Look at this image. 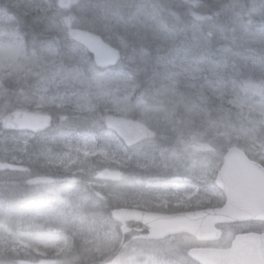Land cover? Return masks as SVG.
Wrapping results in <instances>:
<instances>
[{
	"label": "clouds",
	"instance_id": "9594fccd",
	"mask_svg": "<svg viewBox=\"0 0 264 264\" xmlns=\"http://www.w3.org/2000/svg\"><path fill=\"white\" fill-rule=\"evenodd\" d=\"M235 7L243 27L217 50L231 54L234 68H259L252 82L259 103L241 108L226 94L220 97L225 108L212 117L200 103L178 96L174 83L158 81L162 55L180 47L196 58L202 50L211 54L213 33L202 34L195 44L182 38L161 15L167 5L153 6L154 23L144 30L125 19L120 0H45L40 11L50 35L42 39L34 21L26 22L29 13L13 7L12 0H0V125L7 128L22 109L52 107L51 93L64 88L92 106L97 122L119 107L121 115L141 124L142 141L154 143L166 132L176 137L163 169L135 165L99 187L86 177L83 190L53 197L33 190L30 182L0 184V264H197L194 249L227 248L245 228L264 232V11L253 20L244 4ZM213 16L219 13L203 18ZM73 31L109 42L117 64L131 65L120 69L124 79L102 77L101 69L73 54L82 47L71 38ZM162 31H168L164 51L153 56L150 45ZM130 48L134 55H128ZM125 84H135V91L130 94ZM233 152L253 165L260 182L251 205L227 197V177L218 161ZM124 210L129 214L122 217ZM51 239L59 245L67 241V247L61 252L45 247ZM249 264H264V251L252 254Z\"/></svg>",
	"mask_w": 264,
	"mask_h": 264
},
{
	"label": "rangeland",
	"instance_id": "374dc122",
	"mask_svg": "<svg viewBox=\"0 0 264 264\" xmlns=\"http://www.w3.org/2000/svg\"><path fill=\"white\" fill-rule=\"evenodd\" d=\"M44 3L45 0H12L13 7H21L35 20V25L39 26L37 33L42 34V39L50 35L44 33L48 23L40 11ZM151 3V0H133L128 4H122V14L134 28L150 30L154 23V9ZM225 15L229 18L231 13L225 12ZM67 23L70 24L71 21ZM228 25L227 31L223 24L215 27L219 42L229 43L233 35L240 33L241 29H237L236 23ZM180 36L187 37L182 33ZM221 37L226 39L222 40ZM167 38L168 31H162L157 35L150 45L153 56L163 53L162 42ZM187 38L195 44L193 39ZM155 43L161 47H155ZM72 51L82 62L95 67L92 57L88 58L89 54L84 47L74 48ZM205 56L201 52V56L196 58L184 47L177 48L170 55H162L158 81L166 85L174 83L178 96L183 97L186 103H200L212 117L225 108L220 97L226 94H233L241 108L252 109L259 103L257 93L252 89L253 80L249 77L241 78L242 73L245 75L248 71L258 74V67L234 68L230 60L231 54L222 50L215 59ZM117 65L111 69H101L99 75L112 80H123L124 75L120 69L125 68V64ZM125 87L131 94L135 91L136 85L125 84ZM50 100L52 107H32L29 110L51 114L54 120L50 131L34 135L28 131L5 130L0 125V184L30 182L32 188L43 189L47 185H33L32 179L53 175L56 188L50 185L48 190H51L53 197H57L59 192L61 196L73 190H83L85 188L83 180L86 177L92 179L99 187L107 182L119 180L121 174L133 171L135 165L148 168L159 166L163 169L170 164L173 141L176 139L173 133L166 132L165 138L158 135L154 143L139 142L127 150L119 138L113 137L112 133L105 129L103 122H97L91 115L92 106L73 90L60 88L51 93ZM56 105L60 107L57 108ZM122 112L123 109L118 107L111 115L125 118L121 115ZM25 147L27 151L22 153ZM161 149L169 151L162 153ZM17 154H23L22 160H19ZM221 162L218 161V167ZM28 164L34 165V168L27 167ZM42 167H45L44 173L34 172ZM168 179L177 184L186 183L181 176H169ZM253 229L262 233L258 229ZM24 246L29 247L26 243ZM45 247L55 248L57 252H61L67 247V241L59 245L57 240L51 239ZM34 251L43 255L38 249Z\"/></svg>",
	"mask_w": 264,
	"mask_h": 264
},
{
	"label": "water",
	"instance_id": "95a60500",
	"mask_svg": "<svg viewBox=\"0 0 264 264\" xmlns=\"http://www.w3.org/2000/svg\"><path fill=\"white\" fill-rule=\"evenodd\" d=\"M74 41L82 45L92 56L97 67H109L116 64V53L106 42L84 31L70 33ZM107 129L112 130L126 147L142 141L143 129L139 122L107 115L104 120ZM49 115L36 112L19 111L11 119L6 130L29 131L37 133L50 127ZM4 128V127H3ZM221 174L226 175L227 197L242 205H251L260 193V182L253 170V165L239 152L226 154L220 166ZM51 181L44 177L33 182ZM127 210L119 213L127 216ZM132 214L137 215L135 210ZM264 251V233L238 234L227 249H194L191 255L199 264H249V257Z\"/></svg>",
	"mask_w": 264,
	"mask_h": 264
},
{
	"label": "trees",
	"instance_id": "16d2710c",
	"mask_svg": "<svg viewBox=\"0 0 264 264\" xmlns=\"http://www.w3.org/2000/svg\"><path fill=\"white\" fill-rule=\"evenodd\" d=\"M126 0H120L121 4H126ZM151 5L164 4L168 6V10L164 13H161L169 21V25L174 28L177 32L184 34L189 37L190 40L193 39L194 43L199 40L200 36L208 31H211L212 37L210 39L211 44V54L207 51L202 50L206 55L205 57L215 59L220 55L221 50H217V45L221 44L216 35V26L223 24L226 27V31L229 28L228 24L236 23L237 29H242V22L236 20L233 15V12L238 10L236 5L244 4L245 12L248 13L253 20H257L262 11H264V0H203V3H198L197 0H151ZM92 3H98L100 0H91ZM128 2H133V0H127ZM21 8V7H20ZM225 12L231 13V16L228 18L225 15ZM212 13H219V16H213L211 20L204 19L203 17L211 15ZM34 21V23H33ZM27 23H33V27L36 32L39 26L35 25V20L28 18ZM234 29V27H233ZM234 33V31H233ZM109 43V42H108ZM110 44V43H109ZM155 47H161L160 44L155 43ZM137 45L133 43V48ZM151 47V46H150ZM130 55L132 53V48L130 49ZM153 52V50H151ZM157 52V51H155ZM88 58H91L88 56ZM125 68H131V65H124ZM254 74L252 72H247L245 75L242 73L241 78L245 77L253 80ZM211 106V105H210ZM22 110H31V108H26ZM27 151V148H24ZM21 154V153H20ZM17 154L19 160H22L23 154ZM27 167L33 169L34 165L28 164ZM30 169V170H31ZM35 173H44L45 167H42L40 170L34 171ZM253 232H256L253 230ZM237 234V233H236ZM235 234V235H236ZM233 238V237H232Z\"/></svg>",
	"mask_w": 264,
	"mask_h": 264
},
{
	"label": "flooded vegetation",
	"instance_id": "af4514ba",
	"mask_svg": "<svg viewBox=\"0 0 264 264\" xmlns=\"http://www.w3.org/2000/svg\"><path fill=\"white\" fill-rule=\"evenodd\" d=\"M125 151V150H124ZM55 184H56V181H54V182H52V185L53 186H51V187H53V188H56L55 187ZM33 190H36V191H41V192H48V193H51L52 194V192H51V190H48V187H44L43 189H39V188H32ZM49 189H51V188H49ZM60 192L58 193V195L60 196ZM222 248H225V247H222Z\"/></svg>",
	"mask_w": 264,
	"mask_h": 264
},
{
	"label": "bare ground",
	"instance_id": "6f19581e",
	"mask_svg": "<svg viewBox=\"0 0 264 264\" xmlns=\"http://www.w3.org/2000/svg\"><path fill=\"white\" fill-rule=\"evenodd\" d=\"M126 1H127V0H126ZM126 1H125V3H127ZM128 3H129V2H128ZM129 8H130V7H129Z\"/></svg>",
	"mask_w": 264,
	"mask_h": 264
}]
</instances>
